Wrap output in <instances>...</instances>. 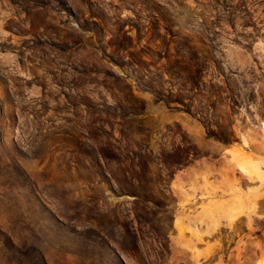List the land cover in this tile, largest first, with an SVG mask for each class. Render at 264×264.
Segmentation results:
<instances>
[{"label": "rangeland", "instance_id": "obj_1", "mask_svg": "<svg viewBox=\"0 0 264 264\" xmlns=\"http://www.w3.org/2000/svg\"><path fill=\"white\" fill-rule=\"evenodd\" d=\"M0 264H264V0H0Z\"/></svg>", "mask_w": 264, "mask_h": 264}]
</instances>
